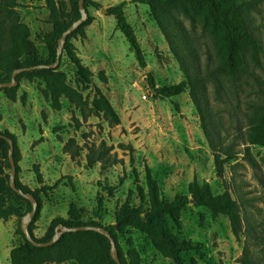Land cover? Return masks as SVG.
<instances>
[{"label": "rangeland", "instance_id": "rangeland-1", "mask_svg": "<svg viewBox=\"0 0 264 264\" xmlns=\"http://www.w3.org/2000/svg\"><path fill=\"white\" fill-rule=\"evenodd\" d=\"M92 1L99 8L87 9L93 20L85 27L86 37L71 40L79 66L88 72V88L76 86L75 64L63 52L60 76L55 77L80 94V98L61 96L59 108L52 109L36 88L37 83H43L41 78L35 79V83L22 79L14 100L0 91V130L16 136L20 155L18 179L30 190L42 189L33 234L40 238L53 219H65L71 204L83 211L84 222L94 219L102 227L112 225L115 210L129 192H135V185L146 188L144 176L148 170L164 201L186 195L188 186L196 182L208 183L214 195L227 192L237 204L238 237L232 233L225 216H213L192 204L178 213L177 223L170 226L172 236L199 244L204 253L202 260L193 253L182 255L184 264H241L243 258L264 264V147L241 146L237 159L217 172L188 91L159 99L154 98L147 85L148 72L156 87L184 80L149 8L129 0ZM18 2L21 21L29 27L30 39L41 58H45L44 46L38 39L39 34L51 29L46 23L48 11L44 1ZM120 3H124V17L144 54L145 69L139 67L116 29L114 18L106 13V9ZM259 8L256 25L263 38L264 4ZM194 29L201 36L198 24ZM262 63L259 75L264 84V56ZM95 89L107 99L120 124L111 126L94 112L91 102ZM233 115L234 112L232 119L237 120ZM222 116L225 128L218 132L220 140L236 133L235 124L229 123L231 115ZM239 127L242 129L243 124ZM69 140L74 142L72 150L78 152L74 156L63 150ZM101 143L110 147L109 156L117 163L105 169L98 163L86 167L87 148ZM133 197V204H137ZM6 207H17L24 215L27 213V203L11 192ZM18 222L15 217L0 221V264H9V251L19 242L15 234ZM128 240L142 264H174L151 245L146 234L130 228L126 237L119 236L124 251Z\"/></svg>", "mask_w": 264, "mask_h": 264}, {"label": "trees", "instance_id": "trees-1", "mask_svg": "<svg viewBox=\"0 0 264 264\" xmlns=\"http://www.w3.org/2000/svg\"><path fill=\"white\" fill-rule=\"evenodd\" d=\"M48 16L46 23L51 26L48 32L38 35L43 44L46 57L41 58L39 51L30 39L29 27L21 21L17 11L18 0H0V84L10 81L14 70L39 65L53 64L56 59L57 42L62 33L80 18L79 0H43ZM136 5H145L154 22L165 37L169 51L177 61L184 80L174 85L156 87L152 74L147 73V85L154 93V98L170 99L186 91L201 119V127L211 150L215 169L234 162L240 154L241 146L264 147V84L260 80L259 71L263 69L264 37H260L256 16H260V5L264 0H129ZM124 3L106 9V13L115 20L116 29L123 35L129 50L132 52L139 67L146 68L144 54L134 37L132 28L123 13ZM83 7L87 13L86 20L71 33L64 44L63 53L75 64L76 86L88 88V72L79 66L72 51V39L86 37L85 27L93 18L88 14V7L98 9L92 0H84ZM190 29H186L184 22ZM198 24L201 36L197 35L194 26ZM202 39V40H201ZM59 63L54 69H37L18 73L15 77L17 85L3 88L8 98L14 100L16 90L22 79L37 83L36 88L46 99L52 109L59 108L61 96L81 97L75 90L66 86L60 76ZM43 85V87H42ZM243 92L245 96H243ZM242 95V98L240 97ZM97 115H102L111 126L120 124V119L110 106L104 95L94 90L91 102ZM232 109V111H231ZM232 112L234 118L232 119ZM231 115L229 123L235 124L236 133L232 137L219 139V130H224L225 119L222 115ZM240 123L243 128L239 127ZM0 135L12 143V157L15 163V185L24 193L31 194L37 202L36 212L28 224V232L33 241L48 242L54 235L57 226L73 228L83 226L102 227L96 220H82L83 211L71 204L67 217L53 219L44 235L37 238L33 234L34 224L39 212V197L42 189L30 190L18 179L20 155L17 139L8 130H0ZM0 138V159L5 170H10L8 162L9 144ZM74 142L69 140L63 147L64 152L74 156ZM78 149V148H76ZM110 147L104 143L87 148L85 165L88 168L99 164L105 169L117 163L109 156ZM6 182L8 174H5ZM144 189L135 185V192H129L125 200L114 213V223L104 228L113 240L120 264H142L138 252L128 240L127 250H123L118 237H126L130 228L149 237L151 245L174 264H184L182 255L193 253L202 260L204 253L201 246L190 240H177L170 232L171 224L177 223V215L188 204L195 208H204L213 216L222 215L228 218L232 233L238 237V207L227 192L214 195L208 183L201 185L192 182L186 195L176 196L172 201L160 198L155 182L148 170L145 171ZM7 192L23 199L11 191L7 184ZM135 193V194H134ZM133 199L137 204H133ZM27 203V212L31 210ZM100 204V202H99ZM97 214H95L96 217ZM24 214L17 207H6L5 196L0 194V221L6 222L11 217L19 219L15 234L19 238L16 246L9 251V264H116L110 256L108 239L94 231H76L60 235L50 246L36 247L32 245L19 229ZM241 264H254L252 260L243 258Z\"/></svg>", "mask_w": 264, "mask_h": 264}, {"label": "water", "instance_id": "water-1", "mask_svg": "<svg viewBox=\"0 0 264 264\" xmlns=\"http://www.w3.org/2000/svg\"><path fill=\"white\" fill-rule=\"evenodd\" d=\"M83 2H84V0H79L78 1V8H79V12H80V18L78 20L74 21L62 33L60 39L57 42L55 62L53 64H49V65H39V66L29 67V68H25V69L14 70L12 72V74H11L10 81L7 82V83H1L0 84V90L3 89V88H13V87H15L17 85L15 77H16V75L18 73H21V72H24V71L37 70V69H54V68L57 67L67 37L71 33H73L79 27V25H81L87 18V13L85 12V9L83 7ZM102 12L104 13L105 10H102ZM0 138H4V137L2 135H0ZM4 139L9 144L8 162H9V165H10V170H9V174H8L7 184H8V186L11 189L12 192H14L18 196L22 197L23 199L27 200L30 203V205H31V210L24 215V217L21 219L20 224H19V229L25 235L27 240L32 245H34L36 247H47V246H50L53 243H55L59 239L60 235H62L64 233L76 232V231H85V230L94 231V232H97V233L105 236L108 239V241L110 243V256H111L112 260L116 264H120L119 259H118V254H117V251L115 249L113 240L110 237L109 233L102 227L83 226V227L67 228V227L57 226L55 228L54 235L52 236V238L48 242L38 243V242H35V241H33L31 239L30 234L28 232V224H29V222L31 221V219L33 218V216H34V214L36 212L37 202H36V200L34 199V197L31 194L24 193V192H22L20 189H18L16 187V185H15L16 169H15V163H14L13 157H12V143H11V141L9 139H6V138H4Z\"/></svg>", "mask_w": 264, "mask_h": 264}, {"label": "crops", "instance_id": "crops-1", "mask_svg": "<svg viewBox=\"0 0 264 264\" xmlns=\"http://www.w3.org/2000/svg\"><path fill=\"white\" fill-rule=\"evenodd\" d=\"M5 174H6V170L4 168L3 161L0 159V194H3L5 196L7 202L9 192H7V182L5 179Z\"/></svg>", "mask_w": 264, "mask_h": 264}]
</instances>
